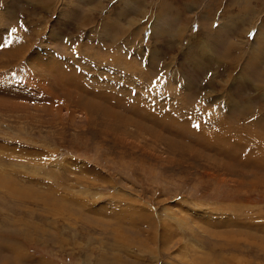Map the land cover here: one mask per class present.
Listing matches in <instances>:
<instances>
[{
    "label": "rangeland",
    "instance_id": "obj_1",
    "mask_svg": "<svg viewBox=\"0 0 264 264\" xmlns=\"http://www.w3.org/2000/svg\"><path fill=\"white\" fill-rule=\"evenodd\" d=\"M0 45V264H264V0H0Z\"/></svg>",
    "mask_w": 264,
    "mask_h": 264
},
{
    "label": "snow or ice",
    "instance_id": "obj_2",
    "mask_svg": "<svg viewBox=\"0 0 264 264\" xmlns=\"http://www.w3.org/2000/svg\"><path fill=\"white\" fill-rule=\"evenodd\" d=\"M16 29H13L12 31H15ZM253 36V33H249V38H251ZM6 45H0V47H4ZM193 127L195 128H199V125H193Z\"/></svg>",
    "mask_w": 264,
    "mask_h": 264
}]
</instances>
